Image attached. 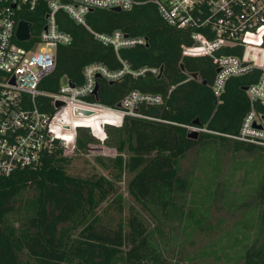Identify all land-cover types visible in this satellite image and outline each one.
Here are the masks:
<instances>
[{"label": "trees", "instance_id": "1", "mask_svg": "<svg viewBox=\"0 0 264 264\" xmlns=\"http://www.w3.org/2000/svg\"><path fill=\"white\" fill-rule=\"evenodd\" d=\"M43 11L44 4H39L35 11L21 15L32 23L33 33L32 40L23 45L29 47L38 39ZM60 23L72 34L73 42L58 47L56 66L41 81V89L57 91L62 78L80 84L83 68L91 62H101L112 70L122 67L115 50L97 41L85 26L68 17ZM87 23L101 32L121 29L131 36H145L147 44L123 49L121 57L135 70L162 68L161 74L148 71L134 77L127 73L113 82L100 78L99 102L117 107L130 90L137 89L161 94L163 103H142L138 112L143 116L126 115L121 125H106L103 143L117 152L112 177L69 173L64 149L46 155L38 165L0 176V264H169L162 247L164 226L182 224L185 217L195 213L202 215L204 222L209 215V199L198 194L196 198L192 193L203 188L211 194L218 184L223 174L220 145L235 154L260 153L251 162L234 161L224 176L232 180L237 169L245 170L243 185L247 191H233L230 196L234 200L228 203H246L248 197L238 196L243 193H255L257 200L232 231L191 260L214 255L227 264H264V145L233 137L239 134L250 108L243 87L255 82L260 70L229 77L218 99L212 89L217 74L212 57L183 55L182 46L193 43L190 31L166 23L153 4L142 2L121 11L95 8L87 14ZM226 51L241 54L242 47L232 46ZM194 72L198 73L196 78L191 76ZM38 105L43 110H55L50 96H39ZM195 119L206 130L192 139L187 136V125ZM96 142L89 128L78 129V151L89 150ZM192 149L197 171L204 175L197 183L192 175L182 176L176 167ZM246 164H253L254 170H248ZM126 171L133 173L128 191L153 219V226L136 210L128 216L110 215L107 209L101 212L111 197L123 212L116 182Z\"/></svg>", "mask_w": 264, "mask_h": 264}, {"label": "built area", "instance_id": "2", "mask_svg": "<svg viewBox=\"0 0 264 264\" xmlns=\"http://www.w3.org/2000/svg\"><path fill=\"white\" fill-rule=\"evenodd\" d=\"M142 2L153 4L169 25L190 31L193 43L182 46L183 55L212 57L218 69L212 89L218 99L229 77L260 70L257 80L248 85L250 108L239 134L233 137L264 145V0H0V176L38 165L58 149L72 153L77 146V107L91 110V116L104 113L118 118L121 125L126 115L143 116L138 112L140 104L163 103L161 94L133 89L122 98L120 107H111L94 94L100 78L113 82L127 73L134 77L148 71L160 73L157 67L132 69L121 57L123 49L147 44L145 36H131L121 29L101 32L87 23L91 9L130 10ZM39 4H44V23L38 39L27 47L22 42L32 40V26L30 38L19 40L17 25L27 20L22 14L35 11ZM63 17L85 26L97 41L112 47L122 67L112 70L91 62L83 68L80 84L72 86L62 78L57 91L41 89V81L56 66L58 47L73 42L72 34L60 25ZM232 46L242 47L241 54L226 51ZM39 96H50L55 110L41 109ZM56 101L64 105L56 108ZM190 128L206 130L202 125H187Z\"/></svg>", "mask_w": 264, "mask_h": 264}, {"label": "rangeland", "instance_id": "3", "mask_svg": "<svg viewBox=\"0 0 264 264\" xmlns=\"http://www.w3.org/2000/svg\"><path fill=\"white\" fill-rule=\"evenodd\" d=\"M100 114L98 116L75 115L79 118L75 120L76 125H78L77 131L79 128H89L91 134L98 142L86 151H78L76 146V149L68 155V161L65 163V168L69 173L82 176L103 174L112 177L111 172L115 171L113 158L117 152L113 148L106 146L103 141L106 138V125L119 126L118 122H120V119ZM219 155L223 174L219 178L218 184L212 189L211 194L205 193L203 188L199 189V192L193 191L192 193V196L195 195L194 197L196 198L206 196L209 199V215L204 218V222L200 220V218L203 219V216L195 213L190 218L185 217L182 224L174 222L170 226H164L165 233L163 238L165 241L162 242V247L164 248V256L169 264H227L228 262L224 258L218 259L214 255L197 260H191V257L209 248L213 242L222 240V237L227 232L232 231L235 222H238L243 214L256 203L257 197L255 193L238 195L239 197L242 195V197H248L244 204L228 203V200L234 197L230 196L233 191H247V186L243 185L245 179L244 169H237L232 180L226 179L224 176L234 161L251 162L260 157V153L255 151L253 153L242 152L235 154L231 148L220 145ZM196 159V152L192 149L181 157L176 164L178 172L184 177L192 175L195 183L198 180H203L202 178L204 177L202 172L197 171ZM246 165L248 170H254L252 169L255 167L253 164ZM132 175L133 173L126 171L123 178L116 182L117 193L122 196L123 212L120 213L117 207L114 206L112 197L109 202L105 201L103 203L101 212L103 209H107V211H110V215L121 214L122 216H128L132 210H136L142 213L146 221L153 226V219L128 191L127 186Z\"/></svg>", "mask_w": 264, "mask_h": 264}, {"label": "water", "instance_id": "4", "mask_svg": "<svg viewBox=\"0 0 264 264\" xmlns=\"http://www.w3.org/2000/svg\"><path fill=\"white\" fill-rule=\"evenodd\" d=\"M111 9L112 10H115V11H121L122 10L119 7H113ZM92 10L93 9H91V11ZM31 26H32V23L30 21L23 20V19L20 20L18 22L17 30H16V36H17V38L19 40H27V39H29L30 36H31ZM182 67H183V64H182ZM161 73H162V68H161L159 74H161ZM191 76H193L194 78H196L198 76V73L197 72H194V73L191 74ZM70 83H71L72 86H74V84L72 82H70ZM247 88H248V85H246V86L243 87L244 90H247ZM98 90H99V84L96 85L95 90H94V94H95V96H96L97 99H98ZM62 105H64V104L61 101H56L55 102L56 108H59ZM120 106H121V104L118 103L117 104V107H120ZM92 113L93 112L91 110H88V109H82V108H78V107L74 109V114L75 115H90ZM193 124L194 125H202V123L198 119L193 120ZM199 132L200 131H198L196 129L190 128V129L187 130V136L189 138H192V139H197L199 137Z\"/></svg>", "mask_w": 264, "mask_h": 264}]
</instances>
